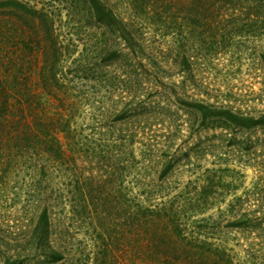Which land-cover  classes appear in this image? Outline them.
I'll use <instances>...</instances> for the list:
<instances>
[{
    "label": "rangeland",
    "instance_id": "1",
    "mask_svg": "<svg viewBox=\"0 0 264 264\" xmlns=\"http://www.w3.org/2000/svg\"><path fill=\"white\" fill-rule=\"evenodd\" d=\"M5 1L0 264H264V29L220 19L241 0L210 19L185 16L183 0H103L114 26L86 0H16L36 13ZM196 100L263 122L228 124ZM61 113L70 145L34 122ZM200 195L206 210L184 206ZM169 201L173 221L156 225L145 207Z\"/></svg>",
    "mask_w": 264,
    "mask_h": 264
},
{
    "label": "trees",
    "instance_id": "2",
    "mask_svg": "<svg viewBox=\"0 0 264 264\" xmlns=\"http://www.w3.org/2000/svg\"><path fill=\"white\" fill-rule=\"evenodd\" d=\"M86 2L89 5V9L91 11V16L96 22L104 23L108 22L111 23L113 26L116 23L117 16L114 13L113 9L108 7L103 0H86ZM216 1L214 0H183V14L185 16H189L190 18H195V19H210L211 17H215L214 12H219V9L222 8L224 5L225 0H220L219 3H215ZM6 4H15L19 6H24V9L27 11H30L32 13H36L38 10L33 9V8H28L27 6L23 5L22 3L16 1V0H10L5 1ZM22 4V5H21ZM231 7L226 10L222 11V15H220L221 20L225 19H233V20H239L242 17L247 16L248 21H251L252 23H255L259 25V28L264 29V0H241L240 3L238 4H232L230 5ZM154 7V6H153ZM185 9V10H184ZM157 12V9H154ZM116 51V50H115ZM53 56H55V60L49 61V58H46L45 60V66H44V71L43 73V79L46 84V87L49 88V92L55 93L56 89L55 85H53L52 81L56 80L55 82H59V78H57V61H56V56L57 52L56 50L53 52ZM264 57V55H263ZM54 59V58H52ZM185 64H187V68H190V61L188 58H185L183 61ZM82 71L80 68H76V72L79 73ZM54 82V81H53ZM2 88V87H1ZM63 106H67L68 111H73L74 106L76 105L75 101H69L68 104L62 103ZM10 106L8 102L6 103H1L0 104V111L3 114H6V109ZM193 106L196 107L199 111L206 112L207 110H212L216 114L215 116H220L222 120L229 123L233 124H238V125H243V126H253L255 124H260L263 122V119L261 117H247L245 115H241L232 109L225 108V107H216L212 108L211 105L206 103L203 100H196L193 102ZM15 117V114L13 115ZM206 117V115L204 116ZM20 116L18 119H11L12 123L11 124H16L19 123L20 121ZM119 118H123L120 117ZM38 117L34 121L37 125L40 122L41 125L47 126V127H52L51 129L54 130L53 128H59V131H63L66 135V138L69 141V145L71 144L72 141V133L71 129H68L69 121L66 120V117L63 113L58 115L56 120L54 119L55 122H50L48 124L43 123V121H38ZM56 123H59L60 125H55ZM227 124V125H228ZM49 131V130H48ZM26 132V131H25ZM50 132V140L49 142L52 144V146H55L57 148V156L58 157H63L65 154V151L68 150L65 146V144L62 143L60 138L57 136L56 132ZM209 196H204L200 195L195 198L190 199L188 202L185 201L184 206L187 208H194L196 211H202L206 210L207 207L209 206ZM175 202L169 201L165 202L162 206L158 208L146 206L145 209L150 213L153 214L155 213V219L154 222L156 225H158V222L161 224H169L168 219H166L165 213L171 214V222L173 221L174 215H172V212L174 211L175 207ZM143 210V204H139L137 207V213L141 212ZM158 213V215H157ZM47 211H44V215L46 216ZM243 219L233 221V225L235 226H241L242 225ZM261 232V231H259ZM153 237V236H152ZM154 240V237H153ZM219 250V249H217ZM195 260V259H193ZM12 264H18L13 262Z\"/></svg>",
    "mask_w": 264,
    "mask_h": 264
}]
</instances>
